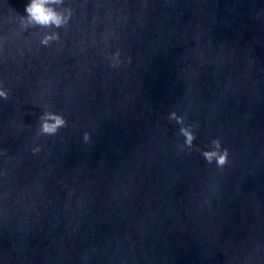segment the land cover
Segmentation results:
<instances>
[{
    "label": "water",
    "instance_id": "obj_1",
    "mask_svg": "<svg viewBox=\"0 0 264 264\" xmlns=\"http://www.w3.org/2000/svg\"><path fill=\"white\" fill-rule=\"evenodd\" d=\"M27 2L0 0V264H264V0H65L48 46Z\"/></svg>",
    "mask_w": 264,
    "mask_h": 264
},
{
    "label": "clouds",
    "instance_id": "obj_2",
    "mask_svg": "<svg viewBox=\"0 0 264 264\" xmlns=\"http://www.w3.org/2000/svg\"><path fill=\"white\" fill-rule=\"evenodd\" d=\"M26 15H18L22 28H43L45 31L40 37V43L44 46L50 45L53 41H59L61 34L57 29L67 26L73 16V9L65 7V0H28L25 6ZM130 61V58H129ZM121 63V52L117 49L111 54V66L117 67ZM10 90L6 88L3 81H0V99H7ZM169 121H175L179 125L178 135L183 137L182 148L191 151L194 147L200 152L209 164H215L223 168L229 163L230 152L219 137L211 139L210 143L203 148L195 145L197 139L196 125L186 123V116L176 110H172L167 116ZM68 120L63 112L54 111L45 105L42 114L38 117L37 134L40 136H55L62 128L67 127ZM83 141L90 143L92 133L85 131ZM33 153H39L41 146L36 145ZM2 154V153H0Z\"/></svg>",
    "mask_w": 264,
    "mask_h": 264
}]
</instances>
